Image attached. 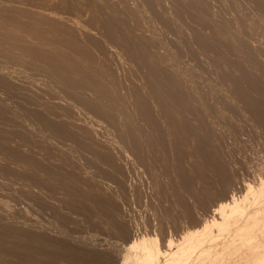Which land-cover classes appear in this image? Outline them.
<instances>
[{"label":"rangeland","instance_id":"374dc122","mask_svg":"<svg viewBox=\"0 0 264 264\" xmlns=\"http://www.w3.org/2000/svg\"><path fill=\"white\" fill-rule=\"evenodd\" d=\"M261 183L264 0H0V264H132L127 243L155 237L174 264L181 237L225 201L249 212ZM215 230L183 264L264 250Z\"/></svg>","mask_w":264,"mask_h":264},{"label":"bare ground","instance_id":"6f19581e","mask_svg":"<svg viewBox=\"0 0 264 264\" xmlns=\"http://www.w3.org/2000/svg\"><path fill=\"white\" fill-rule=\"evenodd\" d=\"M125 41H126V39H125ZM128 42V41H127ZM126 42V43H127ZM127 47L129 46V45H126ZM125 46V47H126ZM129 47H131V46H129ZM129 47L127 48L128 50H129ZM131 49H133V48H131ZM130 49V50H131ZM140 58L142 59V61L145 63V64H148V66H149V70H150V72H151V75H153V76H155V77H153L154 79L155 78H157V79H159V81L157 80V82H156V79H155V83L157 84V86H158V89H160V88H162L164 91H165V93H166V95H167V97L170 99V96H171V100L172 101H174V102H180V100H179V98H178V95H179V97H181V98H183V100L185 99V97H184V95L182 94V92H181V90L179 89V87H178V85L176 84V82L175 81H172L162 70H161V68L158 66L157 67V63L156 62H154V61H152V62H148L146 59H145V57H141L140 56ZM157 64V65H156ZM152 67H154L153 68V70H151L152 69ZM160 77H161V79H160ZM154 79H152V81L154 80ZM151 80V79H150ZM166 81H171L170 83L172 84V86L173 87H167L166 86V84H167V82ZM173 82V83H172ZM154 83V82H153ZM170 94H172V95H170ZM164 98H166V96H164ZM167 99V98H166ZM169 99H167V100H169ZM170 101V100H169ZM185 102H186V104H187V106L185 105V107L187 108L186 110H188V108H189V110H190V107H189V105H188V103H187V101H186V99H185ZM181 103V102H180ZM182 104V103H181ZM172 122H174V121H172ZM184 122V121H183ZM184 125V124H183ZM186 128H187V124H186V126H185ZM188 127H189V125H188ZM195 128L196 127H194V129L192 130V132H193V135H192V132L190 131V133H191V135L189 134L188 135V133H189V131L187 132V136L189 137V136H192V137H194V135H196V134H198V133H200V129H197L199 132H196L195 131ZM188 129H190V128H188ZM197 136H195V138H192V139H195V140H197V141H199L200 140V143H198L197 142V144H198V146H196L197 148L195 149V151L197 150L198 151V154H200V151H203V152H205L206 151V147H204V140H203V138H202V136L200 137V135L198 134V137L196 138ZM187 138V137H186ZM191 138V137H190ZM178 140V139H177ZM184 140V139H183ZM182 140V141H183ZM187 140V139H186ZM185 140V141H186ZM180 141H181V139H180ZM204 141V142H203ZM184 142V141H183ZM187 142H188V140H187ZM187 142H184L183 144L185 145V143H187ZM190 142V141H189ZM176 145V144H175ZM187 145V144H186ZM185 145V146H186ZM188 145H190L189 143H188ZM187 145V146H188ZM199 146H200V148H199ZM176 147H178L177 145H176ZM194 149V148H193ZM200 149V150H199ZM188 150H189V148H188ZM208 151H206V152H208L212 157H213V155H214V152L212 151V149L210 148V149H207ZM197 153V152H196ZM190 155H192L191 153H190ZM189 155V156H190ZM194 157V156H193ZM209 162V161H208ZM203 165H206L207 163H205V162H203L202 163ZM210 164V166H212L213 167V169L215 170V167L214 166H216V165H219L218 164V162H215V161H213L212 163H209ZM216 164V165H215ZM219 168V167H218ZM218 168H216V169H218ZM221 170V169H220ZM262 182H263V180H262ZM262 185L264 184V183H261ZM248 187H252V186H248ZM247 187V191H248V189L250 190V188H248ZM258 188H259V186H257ZM253 188V187H252ZM252 190V189H251ZM253 191V190H252ZM252 193V196H251V200H249V201H251L252 203L251 204H253L254 202L255 203H257V204H255L254 205V207H252V205H250L251 207H252V209L249 211V212H246V210L248 209V207H249V204H247L248 205V207L246 206V203H244V200L247 198V195H245L244 197V200L243 199H239V200H241L240 202L241 203H239V201L237 200V202H236V200H234V199H236V198H234V199H231L230 200V202H227V201H225L223 204V206H222V208H221V210H220V212L218 213L217 212V214L219 215H217L218 216V219H214V218H211V220H206L207 222L205 223V224H203L200 228H195V229H193V230H190V231H186L187 232V234L184 236V237H181V238H183V240L182 239H180L181 241H180V243H176V247L174 246V250L176 251V253L174 254V259L177 261V262H173L174 264H183V263H186V262H184V261H186V260H188L190 257H191V254L193 253L194 254V251L193 250H195L196 249V247H198V245H200V244H202L203 245V243L204 242H206V241H208L209 240V244H210V241H212V240H214V239H216L217 237H214V235H212V230L214 231L215 229V231H217V233H219L218 235H216L215 234V236H219V235H223V234H226L227 233V231H229L230 229L233 231V233L235 234V237H237V239H238V241L240 240V242L239 243H242L241 245L244 247L243 249H245V254H247V255H251L253 252H255L256 251V248L258 247V245H257V241H259V243H261V244H259V246H261V247H263L264 246V223L262 222V223H260L259 221H258V219H257V214H259L260 212V210H261V205L262 204H264V186H260V189H258V191H254V192H251ZM251 195V194H250ZM250 198V197H249ZM248 200V199H247ZM247 200H246V202H247ZM243 201V202H242ZM248 203V202H247ZM219 204H221V203H219ZM258 204H261V205H258ZM256 205H258V206H256ZM217 208V207H216ZM264 209V208H263ZM215 212V211H214ZM215 213H213V215H214ZM261 215H262V213H261ZM259 217V216H258ZM260 217H262V216H260ZM259 217V218H260ZM263 218V217H262ZM262 218H260V219H262ZM263 220H264V218H263ZM262 220V221H263ZM212 228H215V229H212ZM226 229H229V230H226ZM225 230H226V233H223V234H221L222 232H225ZM231 232V231H230ZM232 233V232H231ZM232 233V234H233ZM214 234V233H213ZM230 234V233H229ZM231 235V234H230ZM224 236H229L228 235V233H227V235H224ZM223 236V237H224ZM213 237H214V239H213ZM222 237V236H221ZM232 237H234V235H232ZM157 237H155V238H153L154 240V243H155V239H156ZM229 238V240H230V242H231V238H230V236L228 237ZM150 239V238H149ZM139 240H141V239H139ZM138 240V241H139ZM147 240H148V238H147ZM150 240H152V238L150 239ZM222 240H224L225 241V243L226 244H228L227 242H226V240L227 239H222ZM130 241H133V240H130ZM136 241V240H135ZM152 241V242H153ZM168 241V240H167ZM171 242L168 244V246H170V250H171V247L173 246L172 245V242L174 243V241L173 240H170ZM219 241H220V239H219ZM219 241H218V243L217 242H214V243H212L213 245H215L214 247L216 248V243L217 244H219ZM223 241V242H224ZM228 241V240H227ZM236 241V243H238L237 242V240H235L234 238L232 239V242H235ZM141 242V241H140ZM152 242H150L151 244H152ZM157 242H159L158 240H157ZM156 242V243H157ZM177 242H179V241H177ZM203 242V243H202ZM213 242V241H212ZM222 241H220V245L223 243ZM229 242V241H228ZM135 242H132V243H130L129 242V244L127 243V246L126 247H129L130 248V250H131V252L129 251V259L131 260H129L130 262H132V264H141V262L143 261V262H146V264H152L151 262L152 261H154V264H156V263H160V262H156V261H158L159 259H160V257L159 258H157L158 260H154L155 259V256H156V254L158 253V249H159V245H158V243H157V245H155L154 247H152L153 245H151L150 246V243L147 241V244L146 243H144V242H141L140 243V248H141V250L138 252V251H136V247H137V244H134ZM137 243V242H136ZM155 243V244H156ZM174 243V244H175ZM207 242L205 243V245H207L208 244ZM236 243H233V244H236ZM232 244V245H233ZM220 245H218V246H220ZM224 244H222V248H224V246H223ZM230 245V244H229ZM240 245V244H239ZM201 246V245H200ZM200 246H199V249L201 250V249H203L202 247L200 248ZM204 246V245H203ZM211 246V245H210ZM228 245H226V248H228L227 247ZM161 247H163V249H164V246H161ZM206 247H208V248H210L208 245L206 246ZM230 248H231V250H232V247L231 246H229ZM236 247V246H235ZM128 248V249H129ZM176 248V249H175ZM211 248H212V246H211ZM210 248V249H211ZM219 248V247H218ZM218 248H216V249H218ZM220 248H221V246H220ZM219 248V249H220ZM221 248V249H222ZM226 248H224L225 250H228V249H226ZM234 248V247H233ZM167 249V248H166ZM169 249H168V254L170 255L171 253H169V252H175L174 250H173V248H172V251H169ZM199 249H197L198 250V252H200L199 251ZM204 249H205V247H204ZM213 249V248H212ZM212 249H211V253H212ZM213 250L214 252L215 251H217V250ZM219 249H218V252H219ZM239 249H240V247H239ZM160 250V249H159ZM196 250V251H197ZM206 250V249H205ZM205 250H203L204 252H205ZM209 252H210V250L209 249H207ZM261 250V249H260ZM165 251V250H164ZM163 251V253H166V252H164ZM193 251V252H192ZM196 251H195V253H196ZM202 251V250H201ZM207 251V252H208ZM221 251V250H220ZM222 251H223V249H222ZM234 251V250H233ZM238 251V250H237ZM162 252V251H161ZM206 252V253H207ZM218 252H216V253H218ZM224 252H226V251H224ZM231 252V251H230ZM229 252V253H230ZM160 253V252H159ZM201 253V252H200ZM205 253V255H204V253H202L204 256H206L207 254ZM211 253L209 254V255H211ZM198 254V253H197ZM222 253L220 252L218 255H221ZM169 255L168 256H165L166 258L167 257H169ZM203 255L201 256L200 255V257H202V258H207V257H203ZM208 255V256H209ZM215 256H218L217 254H214ZM213 255V257L215 258V256ZM224 255V254H223ZM223 255H222V257H223ZM227 255V254H226ZM241 255V254H240ZM125 256V255H124ZM159 256H161V255H159ZM194 256V255H193ZM212 256V255H211ZM256 256L257 257H259L258 259H256V260H254L255 258H256ZM255 256V258H253V260H254V263L253 264H263L264 263V250H261V252H260V254H259V256L258 255H256ZM172 257V256H171ZM195 257V256H194ZM193 257V258H194ZM198 256H196V258H197ZM228 257H230V256H228ZM125 258H127V257H125ZM124 258V259H125ZM192 258V259H193ZM196 258H195V260H196ZM209 258H211V260L213 259V261L214 260H216V259H214V258H212V257H210L209 256ZM216 258H218V257H216ZM224 258L225 257H223V260H224ZM232 258V257H231ZM236 258V257H235ZM243 258V257H242ZM246 258H247V256H246ZM80 259V258H79ZM198 260H199V258H197ZM219 259V258H218ZM222 258L220 257V260H221ZM227 259V258H226ZM238 259H240V258H238ZM245 259V258H244ZM165 259L163 258V260H161V262H162V264L164 263L163 261H164ZM166 260H170L171 261V259H166ZM173 260V259H172ZM175 260H173V261H175ZM190 260V259H189ZM201 260H203V259H201L200 258V262H204L203 264H205V262L206 261H201ZM210 260V259H209ZM208 260V261H209ZM233 260H234V258H233ZM249 260H250V258H249ZM124 261V260H123ZM194 261V260H193ZM192 260L190 261V263L191 262H193ZM197 261V260H196ZM196 261H194V263H197ZM218 261V260H217ZM231 261V260H230ZM237 261V260H236ZM172 262V261H171ZM211 262V261H210ZM216 262V261H215ZM232 262V261H231ZM238 262V261H237ZM250 262V261H249ZM252 262V261H251ZM170 263V262H169ZM190 263H188V264H190ZM202 263H199V264H202ZM207 263V262H206ZM213 264H214V262H212ZM229 263V262H228ZM240 263V262H239ZM244 263H245V261H244ZM142 264H144V263H142ZM193 264V263H192ZM198 264V263H197ZM208 264H209V262H208ZM211 264V263H210ZM216 264V263H215ZM230 264H232V263H230ZM233 264H236V263H233ZM238 264V263H237ZM241 264H242V262H241ZM252 264V263H251Z\"/></svg>","mask_w":264,"mask_h":264}]
</instances>
